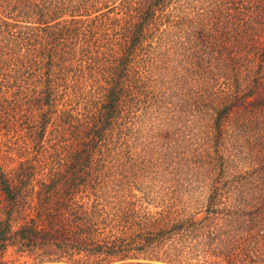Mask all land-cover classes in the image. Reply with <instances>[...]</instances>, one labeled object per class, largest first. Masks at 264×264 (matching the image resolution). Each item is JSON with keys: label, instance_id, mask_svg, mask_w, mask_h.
Listing matches in <instances>:
<instances>
[{"label": "trees", "instance_id": "1", "mask_svg": "<svg viewBox=\"0 0 264 264\" xmlns=\"http://www.w3.org/2000/svg\"><path fill=\"white\" fill-rule=\"evenodd\" d=\"M0 264H264V0H0Z\"/></svg>", "mask_w": 264, "mask_h": 264}, {"label": "rangeland", "instance_id": "2", "mask_svg": "<svg viewBox=\"0 0 264 264\" xmlns=\"http://www.w3.org/2000/svg\"><path fill=\"white\" fill-rule=\"evenodd\" d=\"M165 186H167L166 184H157V189L160 190L157 194L156 193H152L149 199H155V201H152V203H154V205L151 206H147V204H145V206H147L150 210H162L165 205H169L168 201H163V199L165 198V194H163L164 188ZM170 197V196H169ZM151 203V201H150Z\"/></svg>", "mask_w": 264, "mask_h": 264}]
</instances>
